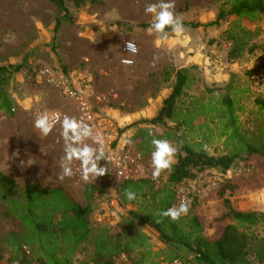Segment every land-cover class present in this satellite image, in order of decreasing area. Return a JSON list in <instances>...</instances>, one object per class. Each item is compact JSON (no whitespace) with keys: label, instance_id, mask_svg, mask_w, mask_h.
<instances>
[{"label":"rangeland","instance_id":"rangeland-1","mask_svg":"<svg viewBox=\"0 0 264 264\" xmlns=\"http://www.w3.org/2000/svg\"><path fill=\"white\" fill-rule=\"evenodd\" d=\"M155 2L87 0L80 7L67 4L72 22H66L48 0H0V67L8 72L2 89L12 108L10 115L0 110V174L17 185L13 191L0 188V264H40L38 234L13 206L24 204L27 186H33L46 199L50 191L59 189L81 207L89 206L87 220L92 236L103 230L94 222L98 206L110 190L117 193L119 186L107 174L85 183L78 162L72 165L71 178L58 179L65 155L60 123L42 136L34 121L50 112L77 119L78 111L75 102L44 81L41 72L45 68L73 79L86 75L93 90L90 102L103 116L116 119L123 142L140 156L135 180L148 181L143 188L145 196L122 204L117 193L120 210L111 217L117 230L104 236L124 253L129 250L132 264H170L174 260L193 264L184 249L173 253L153 230L128 216L129 212L158 213L156 202L170 171L153 181L151 139H167L176 154L182 145L202 148L215 157L239 150L244 144L264 148V114L255 103L264 99V83L254 78L264 69V17L231 16L217 26H205L215 21L220 11L228 10L230 0H174V12L185 31L177 36L169 29L167 39H160L148 32L152 18L144 12L146 4ZM57 19L61 24L55 31ZM130 41L137 52L126 51ZM124 60L132 63L124 64ZM178 71L186 72L187 85L173 119L163 120L162 125L150 124L158 106L171 93ZM252 71L255 73L249 74ZM224 97L233 104L232 116L221 102ZM245 159L241 153L226 173L206 170L181 183L194 189L189 211L181 218L197 216L208 222L218 216L221 204L217 193L225 184L234 187L225 196L235 210L264 213V160L259 156ZM173 188L164 190L171 195L172 205ZM252 231L256 240L249 249L247 264H264L256 258L264 247V225ZM203 235L212 237L213 233L206 229ZM47 241L41 237L43 244ZM23 246L29 256L22 252ZM121 253L119 250L117 255ZM74 264L89 261L76 259Z\"/></svg>","mask_w":264,"mask_h":264},{"label":"trees","instance_id":"trees-1","mask_svg":"<svg viewBox=\"0 0 264 264\" xmlns=\"http://www.w3.org/2000/svg\"><path fill=\"white\" fill-rule=\"evenodd\" d=\"M48 1L57 11L63 14L61 17L63 21L72 22L67 4L80 7L87 0ZM231 16L238 19L264 17L263 0H230L228 10L220 11L215 21L205 26H217L221 21ZM61 19L56 20L55 31L60 26ZM139 27L144 28L145 25H139ZM190 27L196 28L199 25H190ZM14 69L16 70V68ZM254 73L255 71H252L249 74ZM7 74V69L0 67V110L10 115L12 111L11 102L2 89ZM186 85V72H176L174 87L169 96L163 100L162 107L157 115L149 121L150 124L162 125L163 120L173 119L176 103ZM221 102L228 116H232V102L227 97L222 98ZM255 103L264 114V99H257ZM241 153L246 155L245 160L252 156H259L264 160V148L258 145L244 144L241 149L218 157L208 155L202 148L195 149L189 145H182L179 153L175 156V162L167 176L163 189L192 181L198 174L206 170L217 169L222 173H226L240 159ZM145 186H148L146 180H130L120 183L117 193L122 200V204L132 201L125 198V189L131 188L134 190L137 198L145 196L143 191ZM0 188L13 191L17 189V185L12 179L0 174ZM164 190L156 202L158 212L171 207V195ZM227 190L233 191L234 187L225 184L218 191L217 196L221 204V213L208 222H204L202 218L197 216L180 217L175 222L158 215L139 212H129L128 216L139 225L153 230L158 235L159 241L164 245L184 249L192 256L193 264H247L249 249L256 240L252 229L264 225V213L235 210L225 196ZM13 206L15 210L22 212V221L30 224L38 234L40 256L37 257V260L40 264H69L72 255L89 233L87 220L90 212L89 206L81 207L59 189L50 191L49 198L46 199L33 186H27L23 207L18 206L16 203H13ZM57 212H59V217L55 220ZM158 220L161 222L157 223ZM211 228L214 229L213 236L205 237L203 235L205 229ZM42 236L48 238L45 244L41 242ZM119 247L114 246L110 250L107 264H113L111 258L117 257L119 250L120 253H124V249H119ZM128 252L129 250H126L125 254L128 255ZM59 253L64 255L61 260L57 259ZM256 258L259 262L264 260V247H260L256 253Z\"/></svg>","mask_w":264,"mask_h":264},{"label":"clouds","instance_id":"clouds-1","mask_svg":"<svg viewBox=\"0 0 264 264\" xmlns=\"http://www.w3.org/2000/svg\"><path fill=\"white\" fill-rule=\"evenodd\" d=\"M174 0H157L155 3L145 5L144 12L150 15L152 22L148 28V32L154 33L160 39H167V29H171L173 33L180 36L184 33V28L180 18L175 14ZM116 31L115 26L112 29ZM126 47L128 52L135 53L137 49L130 41ZM124 64L130 65L132 61L124 60ZM59 122L61 126V136L64 141V153L61 158L59 180L71 178L73 176V163L78 162L81 171V179L85 182H95L99 177L109 174L111 169L107 166H101L100 161L106 160L111 164L115 163L105 157L102 141L94 135L93 128L84 123L83 120H77L75 117L64 115L62 119L49 117L42 114L34 121V128L42 135L47 136L52 131L54 123ZM149 133V136H152ZM92 140L101 146L93 147L88 140ZM153 151L151 152L150 167L152 168L153 181L158 180L161 174L170 171L176 156V148L167 139L153 138L150 141ZM124 196L131 201L136 198V193L131 188L124 190ZM189 211V204L181 201L179 206H172L167 210L157 213L162 218H168L172 222L178 221L182 215H186ZM161 222L160 220L157 223Z\"/></svg>","mask_w":264,"mask_h":264},{"label":"built area","instance_id":"built-area-1","mask_svg":"<svg viewBox=\"0 0 264 264\" xmlns=\"http://www.w3.org/2000/svg\"><path fill=\"white\" fill-rule=\"evenodd\" d=\"M128 52V49L126 48ZM132 53V52H129ZM44 81L57 89L60 94L77 105L78 116L77 120H83L93 128L94 135L102 141V147L106 158L111 159L114 164L106 160H101L102 166H107L111 169L108 177L113 183H122L124 181L135 180L137 178L140 156L133 151L128 144L123 142L119 134V127L114 117H105L95 109L90 100L93 96V90L89 79L84 74H79L71 78L61 71H53L50 68H45L41 72ZM258 83H264V69H260L254 76ZM49 117L55 119L62 115L55 112L45 113ZM41 116V115H40ZM59 124L54 123L53 129ZM51 131V132H52ZM88 142L93 147L101 146L94 143L91 139ZM194 189L191 186L178 184L174 186V203L172 206H179L181 201L190 205L191 196ZM120 210V200L116 193V189L110 190L102 200L94 214V222L96 225H105L107 219L113 217ZM25 256H29L30 252L26 247H22ZM113 264H132L130 257L122 253ZM170 264H182L179 260H174Z\"/></svg>","mask_w":264,"mask_h":264},{"label":"crops","instance_id":"crops-1","mask_svg":"<svg viewBox=\"0 0 264 264\" xmlns=\"http://www.w3.org/2000/svg\"><path fill=\"white\" fill-rule=\"evenodd\" d=\"M162 105L160 104L157 108L158 112L161 109ZM157 112V113H158ZM184 122V121H182ZM119 126V124H118ZM172 206V204H171ZM100 227L102 230V233L100 235L92 236V231L89 227V233L86 237V239L79 245L77 250L74 252V254L71 257V261L73 259V264L76 262V259L89 261V264H107L106 261H109V252L113 249L114 246H119L118 244L109 243L107 239L104 236H107L109 231H115L117 230L113 222H111V218L107 219V222L105 225L97 226ZM206 230V229H205ZM210 230V229H208ZM212 233H214V229L211 228ZM205 232V231H204ZM120 234V235H119ZM118 235H116L118 238V242H121L122 233L120 232ZM206 237V236H205ZM159 240V239H158ZM163 244V243H162ZM164 245V244H163ZM166 246V245H165ZM167 249H170L173 251V253H178V250L174 247H168ZM89 253L90 256H85V254ZM59 260H61L62 254H58ZM70 261L69 264H72Z\"/></svg>","mask_w":264,"mask_h":264}]
</instances>
